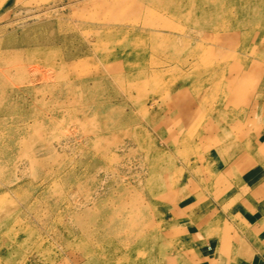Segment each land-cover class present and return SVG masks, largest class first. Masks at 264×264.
<instances>
[{"label":"rangeland","instance_id":"374dc122","mask_svg":"<svg viewBox=\"0 0 264 264\" xmlns=\"http://www.w3.org/2000/svg\"><path fill=\"white\" fill-rule=\"evenodd\" d=\"M246 154L264 0H0V264H216Z\"/></svg>","mask_w":264,"mask_h":264},{"label":"crops","instance_id":"0c3cea01","mask_svg":"<svg viewBox=\"0 0 264 264\" xmlns=\"http://www.w3.org/2000/svg\"><path fill=\"white\" fill-rule=\"evenodd\" d=\"M216 154L220 162L221 156ZM261 156L248 154L245 162L241 163V169L245 167L247 176L245 189L237 191L230 200L221 198L222 204L232 205L230 218L233 223H238V227L232 235L216 236L215 251L212 253L218 257L216 264H264V156ZM226 169L223 171L226 172ZM235 172L239 173L240 170L237 168ZM225 221L224 218L218 221L222 223V228ZM200 229L203 233L204 228ZM207 229H204V233Z\"/></svg>","mask_w":264,"mask_h":264},{"label":"bare ground","instance_id":"6f19581e","mask_svg":"<svg viewBox=\"0 0 264 264\" xmlns=\"http://www.w3.org/2000/svg\"><path fill=\"white\" fill-rule=\"evenodd\" d=\"M250 32V31H249ZM246 36V35H245ZM3 136V135H2ZM4 150V149H3ZM4 152V151H3ZM10 157V156H9Z\"/></svg>","mask_w":264,"mask_h":264}]
</instances>
